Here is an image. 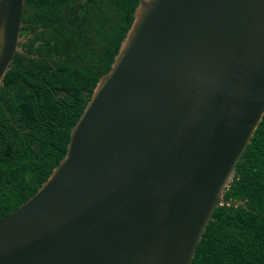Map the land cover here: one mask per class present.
<instances>
[{"label": "water", "instance_id": "95a60500", "mask_svg": "<svg viewBox=\"0 0 264 264\" xmlns=\"http://www.w3.org/2000/svg\"><path fill=\"white\" fill-rule=\"evenodd\" d=\"M24 4L0 0V88L13 55L37 58ZM133 16L65 155L0 219V264H191L264 115V0Z\"/></svg>", "mask_w": 264, "mask_h": 264}, {"label": "trees", "instance_id": "16d2710c", "mask_svg": "<svg viewBox=\"0 0 264 264\" xmlns=\"http://www.w3.org/2000/svg\"><path fill=\"white\" fill-rule=\"evenodd\" d=\"M19 47L0 88V219L33 196L106 74L139 0H24ZM235 202H241L235 205ZM191 264H264V115Z\"/></svg>", "mask_w": 264, "mask_h": 264}, {"label": "flooded vegetation", "instance_id": "af4514ba", "mask_svg": "<svg viewBox=\"0 0 264 264\" xmlns=\"http://www.w3.org/2000/svg\"><path fill=\"white\" fill-rule=\"evenodd\" d=\"M27 38V37H26Z\"/></svg>", "mask_w": 264, "mask_h": 264}]
</instances>
